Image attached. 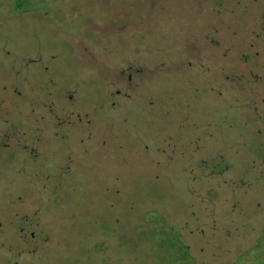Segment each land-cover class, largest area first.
<instances>
[{
    "label": "rangeland",
    "instance_id": "obj_1",
    "mask_svg": "<svg viewBox=\"0 0 264 264\" xmlns=\"http://www.w3.org/2000/svg\"><path fill=\"white\" fill-rule=\"evenodd\" d=\"M148 212L264 264V0H0V264H179Z\"/></svg>",
    "mask_w": 264,
    "mask_h": 264
},
{
    "label": "trees",
    "instance_id": "obj_2",
    "mask_svg": "<svg viewBox=\"0 0 264 264\" xmlns=\"http://www.w3.org/2000/svg\"><path fill=\"white\" fill-rule=\"evenodd\" d=\"M144 218L146 222L155 224L151 228V231L153 232L160 231L165 234L164 238L160 240L163 245L166 246L174 245V249H176L179 254V258H178L179 264H186L187 262L190 261L189 246L184 244L183 241L181 240V233L178 226L169 225L165 223L164 219L158 213H156L155 216H153L150 215L148 212Z\"/></svg>",
    "mask_w": 264,
    "mask_h": 264
}]
</instances>
